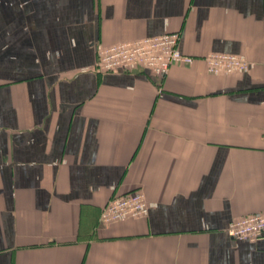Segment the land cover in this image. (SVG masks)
<instances>
[{
	"label": "crops",
	"instance_id": "0c3cea01",
	"mask_svg": "<svg viewBox=\"0 0 264 264\" xmlns=\"http://www.w3.org/2000/svg\"><path fill=\"white\" fill-rule=\"evenodd\" d=\"M165 32L193 64L97 68ZM137 190L148 216L101 221ZM261 213L264 0H0V264H264L225 231Z\"/></svg>",
	"mask_w": 264,
	"mask_h": 264
},
{
	"label": "built area",
	"instance_id": "2783aa9c",
	"mask_svg": "<svg viewBox=\"0 0 264 264\" xmlns=\"http://www.w3.org/2000/svg\"><path fill=\"white\" fill-rule=\"evenodd\" d=\"M180 33L165 32L130 42H121L98 50L97 68L102 71L130 69L141 66L152 73L165 76L175 64L191 65L196 57L179 48ZM211 74L247 72L253 62L244 55L211 52L204 57ZM150 204L142 190L113 197L101 212L105 223L148 216ZM234 239L257 241L264 234V213L251 214L232 220L225 229Z\"/></svg>",
	"mask_w": 264,
	"mask_h": 264
}]
</instances>
